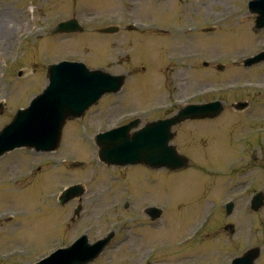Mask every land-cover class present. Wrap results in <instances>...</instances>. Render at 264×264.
Segmentation results:
<instances>
[{"label": "rangeland", "instance_id": "obj_1", "mask_svg": "<svg viewBox=\"0 0 264 264\" xmlns=\"http://www.w3.org/2000/svg\"><path fill=\"white\" fill-rule=\"evenodd\" d=\"M248 1L0 0V128L46 86L49 63L82 61L91 69L126 76L120 91L103 95L83 118L67 122L54 152L22 148L0 157V215L5 214L0 219V264H31L56 243L66 247L81 233L93 243L111 228V241L88 264H226L264 241V206L252 211L246 197L251 187L244 186L249 181L256 191H264V170L259 167L264 158L257 153V161L247 168L254 135L264 139V87L241 94L218 90L233 82L264 84V62L252 68L241 64L242 58L264 50V29L254 30ZM72 17L80 32L50 34L59 21ZM140 20L156 31L136 28ZM172 24L184 33H171ZM110 25L118 27L115 34L97 31ZM185 26L195 31L185 32ZM204 28L211 30L205 33ZM217 63L225 64L223 71L211 66ZM180 98L181 103L217 98L228 103L214 120L176 127L173 143L182 151L193 153L198 140L199 155H192L190 169L167 174L142 166H105L97 160L92 133L119 125L131 112L150 105L175 110L174 100ZM238 100L248 101V106L231 108L229 103ZM217 136L226 138L225 149L238 155L235 165L241 167L232 176L224 167L225 174L211 167L219 176L205 177L198 168L201 142ZM222 154L223 164L235 157L227 150ZM63 156L66 160L58 163ZM67 182L81 185L84 194L60 205L57 197ZM230 187L246 194L227 216L219 205ZM153 201L164 209L154 221L142 215ZM77 206L81 210L74 216ZM226 224H233V233L224 230ZM192 228L199 231L191 234ZM19 248L26 250L22 257H8Z\"/></svg>", "mask_w": 264, "mask_h": 264}, {"label": "water", "instance_id": "obj_2", "mask_svg": "<svg viewBox=\"0 0 264 264\" xmlns=\"http://www.w3.org/2000/svg\"><path fill=\"white\" fill-rule=\"evenodd\" d=\"M264 0L252 2L251 12H257L256 28L264 27V10L260 9ZM74 20L59 24L54 32L78 31ZM116 28H107L103 32H113ZM264 59L257 56L252 62ZM251 62H249L250 64ZM49 86L39 95L32 105L18 111L13 121L0 131V155L19 146H35L37 150H53L58 145L61 128L66 117L83 114L85 109L95 103L107 92H116L123 84V76H112L101 70L89 71L83 64L62 63L48 70ZM222 106L210 104L206 106L190 105L181 109L172 119L163 121L161 125H151L133 134L130 142L129 129L136 122L98 135L95 138L99 146V157L107 164L124 165L127 163H143L155 168L166 166L178 169L186 166V159L177 155L173 149L167 153V143L171 139V126L186 119L214 117L220 113ZM153 148L161 152L155 154ZM144 149H148L144 151ZM169 159L171 161H169ZM80 193L77 188L61 199L67 201L70 195ZM259 201V199H256ZM259 204L254 208H258ZM230 211V206L228 207ZM152 218L158 216L156 210L151 212ZM109 237L93 245L87 243L86 237L76 241L72 246L59 250L49 258L37 264H86L97 257ZM258 257V249H250L243 256L236 258L233 264H253Z\"/></svg>", "mask_w": 264, "mask_h": 264}, {"label": "flooded vegetation", "instance_id": "obj_3", "mask_svg": "<svg viewBox=\"0 0 264 264\" xmlns=\"http://www.w3.org/2000/svg\"><path fill=\"white\" fill-rule=\"evenodd\" d=\"M217 146H218V149H219V153L222 152V151H223L222 148L225 147V142H224V140H219V142H217ZM215 161H216V162H219V159H216V160H215V159L212 158V157L209 159V162H211V163H214ZM261 257H262V255H261Z\"/></svg>", "mask_w": 264, "mask_h": 264}, {"label": "bare ground", "instance_id": "obj_4", "mask_svg": "<svg viewBox=\"0 0 264 264\" xmlns=\"http://www.w3.org/2000/svg\"><path fill=\"white\" fill-rule=\"evenodd\" d=\"M222 25V24H221ZM176 50V48L173 50V51H175ZM186 104H188V103H186Z\"/></svg>", "mask_w": 264, "mask_h": 264}]
</instances>
